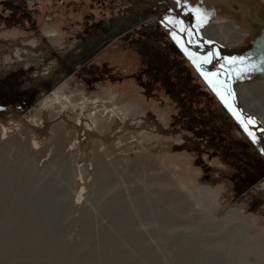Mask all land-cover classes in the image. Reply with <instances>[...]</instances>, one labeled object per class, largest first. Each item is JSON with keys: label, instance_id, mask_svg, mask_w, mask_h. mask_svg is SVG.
<instances>
[{"label": "rangeland", "instance_id": "obj_1", "mask_svg": "<svg viewBox=\"0 0 264 264\" xmlns=\"http://www.w3.org/2000/svg\"><path fill=\"white\" fill-rule=\"evenodd\" d=\"M197 9L188 0H0V81L23 89L112 27L124 32L64 79V104L51 97L46 111L52 90L24 112L7 108L30 122L43 118L33 129L45 143L33 150L20 136L21 145L0 158V264H54L47 246L55 243L73 250L65 264H264V133L243 118L264 131V117L246 113L235 92L263 78L232 60L257 41L248 35L230 47L208 37L215 15L200 10L201 24ZM184 29L203 52L185 42ZM32 44L39 72L14 67L13 52ZM202 71L217 75L206 79ZM86 113L87 129L94 122L97 133L88 131L91 142L68 124ZM55 123L77 143L73 150L55 154ZM95 144L106 162L102 179L94 173ZM80 150L88 157L78 165Z\"/></svg>", "mask_w": 264, "mask_h": 264}, {"label": "bare ground", "instance_id": "obj_2", "mask_svg": "<svg viewBox=\"0 0 264 264\" xmlns=\"http://www.w3.org/2000/svg\"><path fill=\"white\" fill-rule=\"evenodd\" d=\"M188 1L193 2L194 5L197 8H199L203 14H206V13L212 11L213 14L215 15V19L213 22L214 24H212L206 32L208 37L213 38V39L220 38L225 43V45L230 46V47H235V46L237 47V46H240L242 44H245L248 41V35L257 41V43L255 45V49L251 53H248L247 56H242L241 58H243V60H239V62L241 64H243L245 67H247L249 70H251L253 72H257L258 74H260L263 79L259 78V80H257V81L255 80V82L254 83L252 82V84H243L242 86L237 85V86H235V92H236V95L238 98L237 101H238L240 107H242V109L246 113L256 114V115H260L261 117H264V12H263L264 0H188ZM258 1H259V4H258ZM260 4H261V6H260ZM235 5H239L240 9H237L235 7ZM233 14H235L236 17H234ZM227 18L231 19L232 21H228ZM250 21H252L251 23H253V24H251ZM235 24L237 26L244 27L245 30H242L241 28L236 27ZM49 33H51L52 37L55 36V35H53L54 31H50ZM253 39H252V41H253ZM32 48L36 49L37 45L36 44L27 45V48L20 47V48H17V50L15 52H13L16 55V61L14 62V65H15L14 67H17L19 70H24V71H26V70L28 71L29 69L33 68L35 72L36 71L39 72V70H40L39 63H38L39 60L36 59V54L34 53L35 51H33ZM2 62H3V64L10 66L8 57H6ZM235 62L236 61H234L233 63H235ZM56 67H57L56 64H51L48 67L46 66V70L44 71L46 73H44L43 76L41 74H39L40 76L39 75L37 76L38 80L41 79V77H44L43 79L47 78L52 72L55 71ZM243 70H245V68ZM32 71L33 70L31 69L29 72L31 73ZM59 75L61 76V79H62L63 77L61 74L56 75V77L60 78ZM71 77H73V76H71ZM68 79H70V77ZM62 81L63 82L60 86H56L53 89L51 94L46 95V97H44V101H46V111L49 110L50 106L53 105L52 101H50L51 105H50V102H47L48 100L51 99V97L54 98V102H60V104H64L61 100L60 88L64 85H66L68 80L67 81L62 80ZM48 114H50V118H51L50 120L55 119V116L51 112ZM88 120H89V116L86 113L81 118H79L77 121H74V122L70 121V122H68V124H72L76 128H79L80 131L88 137L89 142H91L93 136L88 134V131L93 132L95 135H97V133L95 132L94 122H92L91 125H89L90 126L89 130L87 129ZM43 123H44L43 118L37 120L36 122H30L29 120H26L25 117L21 116V114H19L17 112H13V111L12 112L8 111L4 114H1L0 115V158H1L2 154L6 151L7 148L12 147V146H18L19 147L21 145L20 144L21 141L19 139L20 136H25L24 138L26 139V145L28 147L32 148L33 150L38 149V148H36V146L42 144L45 139L42 137V135H40L39 132H37L35 130L36 128L35 129H33V128L35 126L40 127V125H42ZM17 130L19 131L18 133H16ZM51 131L54 133L53 134V144L56 146V152H55L56 155H60L65 150L71 151V150H73V148L71 146L77 145L76 142H71L70 144L68 143L67 139L65 138V135H66L65 129L62 127L61 123H55L52 126ZM99 133H101V131ZM87 143H88V141H87ZM43 150L45 151V148ZM80 152H81V156H80V160H79L78 165H80L81 162L84 159L86 160L88 157V154L86 152H83V150H80ZM74 153H75V151H74ZM61 157H63V156H61ZM104 160H105L104 154L98 150V147L95 144L93 165L95 168L94 173L96 174L97 179H102L105 176V172H106L107 168L105 165L106 162L104 163ZM0 169L2 170L1 167H0ZM11 173H12V170H11ZM3 175H4V173H3ZM2 186H5V185H2ZM0 199H2V195L0 196ZM49 204H51V203H49ZM44 207H46V206H44ZM38 209H40V208H38ZM126 219H127V217H126ZM126 221H128V220H126ZM85 222H86V224H88V220H86ZM53 225H55V223ZM48 235H49V233H48ZM110 241L111 240H108V238L106 236L105 244L107 245L108 250H109V247H111V246H108ZM134 241L135 240H133V242ZM49 242H50V240H49ZM101 242H102V240H101ZM111 244H113V241ZM101 246L104 247V245H101ZM98 247H99V245H98ZM47 248H48L47 254H49V256L51 257L54 264H65V261H66L65 258L68 255H71L73 253L72 252L73 250H70L66 245L60 244V243L59 244L55 243V244L49 245V246H47ZM111 248H113V247H111ZM111 255H113V254L111 253ZM118 255L120 256L121 254L117 253V257H118ZM93 261H91L89 258H87V259L85 258V261H83V263L82 262H80V263L92 264ZM116 261L114 260V263ZM116 263H118V262H116Z\"/></svg>", "mask_w": 264, "mask_h": 264}, {"label": "water", "instance_id": "obj_3", "mask_svg": "<svg viewBox=\"0 0 264 264\" xmlns=\"http://www.w3.org/2000/svg\"><path fill=\"white\" fill-rule=\"evenodd\" d=\"M180 17L182 18L185 27L187 25L186 20L180 15ZM184 39L185 42L195 51L197 52H203L200 51L199 49L193 47L192 45L189 44L188 42V38H187V32L184 31ZM211 52L213 54L214 57V52L211 49ZM220 72L224 73V75L226 76V78L228 77V72L224 69H218ZM74 69L69 67L68 69L63 67V68H59L58 70H55L54 72H52L47 78L45 79H36L34 81H32L28 87H26L25 89H23L24 87L17 85L16 83L12 82H8V80H1L0 81V115L3 114L4 112H6L8 107H15L16 109H18L21 112H24L25 109H28L30 107H32L36 100L38 95L41 92H45V93H50L56 86L60 85L62 80H61V76L60 78H57L56 75L58 74H63V80L70 77L73 73H74ZM230 85L231 82H229ZM235 105H237V103L235 102ZM238 106V105H237ZM244 121L245 123H247V125L251 128V130L257 134H262L264 133V131L262 130H257L255 127H253L251 124L248 123L246 117L244 116Z\"/></svg>", "mask_w": 264, "mask_h": 264}, {"label": "flooded vegetation", "instance_id": "obj_4", "mask_svg": "<svg viewBox=\"0 0 264 264\" xmlns=\"http://www.w3.org/2000/svg\"><path fill=\"white\" fill-rule=\"evenodd\" d=\"M14 5L15 4H13V6ZM14 7L20 9L22 7V5H21V3H19V4H16ZM174 12H176V14L182 20V18L180 17L181 11L177 8L176 11H174ZM142 21H144V19L141 18L140 23H142ZM182 22H183V20H182ZM186 22L188 25L187 20H186ZM149 23H151V22H149ZM135 26L136 25H134L133 28ZM123 33L124 32H121L119 25H117L116 27H112L107 32V37L102 38V39H100L94 43H91V45L88 47L87 50L81 49L79 51H72V52L70 51L68 54L64 55L61 59L58 60V63H56L57 67L55 70H58L59 68H63V67H65L67 69L69 67H71L75 70L74 73L71 75V76H73L76 72H78L79 69H81L82 67L87 65L91 60H93L97 55H99L103 50H105L112 42H114ZM183 37H184V33H183ZM61 75H63V74L61 73Z\"/></svg>", "mask_w": 264, "mask_h": 264}, {"label": "snow or ice", "instance_id": "obj_5", "mask_svg": "<svg viewBox=\"0 0 264 264\" xmlns=\"http://www.w3.org/2000/svg\"><path fill=\"white\" fill-rule=\"evenodd\" d=\"M180 2H181V0H176V3H177V4H180ZM196 14H197V16H198V18H199V20H200V23H201V24L204 23V21H205V19H206L207 17H206L205 15H201L200 10H198V9L196 10ZM176 23H177V24H180V23H182V22H181V21H177ZM184 31L187 32L188 30H187V29H184ZM173 37L175 38V33H173ZM226 59H227V58H226ZM232 60H233V61H235V60H243V58H232ZM194 62H195V61H194ZM204 62H205V63H209L210 61L206 59ZM198 67H199V65H198ZM221 67H223V65H221ZM201 75H204L205 78L208 79L209 76H216L217 73H205V72L202 71V72H201ZM209 83H212V81L209 80ZM217 94L219 95V92H218ZM228 94H229V95L232 94L230 89L228 90ZM222 98H223V97H222ZM226 106H228V105L226 104ZM234 115L237 116V119H238V120L240 119V116H239L238 113H234ZM248 123H251V120H250V119H249ZM241 124L245 127V131H248V134H249L250 136H253V139L255 140V137H254L253 133H252L251 131L248 130V127H247V125L244 123V121L241 120Z\"/></svg>", "mask_w": 264, "mask_h": 264}]
</instances>
